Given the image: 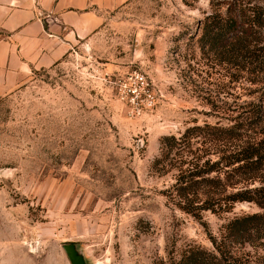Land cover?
Wrapping results in <instances>:
<instances>
[{"label":"rangeland","instance_id":"1","mask_svg":"<svg viewBox=\"0 0 264 264\" xmlns=\"http://www.w3.org/2000/svg\"><path fill=\"white\" fill-rule=\"evenodd\" d=\"M224 1L133 0L91 46L0 100V264H70L65 244L87 264H168L187 246L212 250L209 235L260 212L239 203L194 219L161 195L170 178L150 172L162 137L264 105V86L252 84L261 77L201 58L200 25ZM132 70L157 99L136 116L113 84ZM236 253L264 264V241Z\"/></svg>","mask_w":264,"mask_h":264},{"label":"trees","instance_id":"2","mask_svg":"<svg viewBox=\"0 0 264 264\" xmlns=\"http://www.w3.org/2000/svg\"><path fill=\"white\" fill-rule=\"evenodd\" d=\"M211 9L199 29L201 58L261 77L252 84L264 86V4L225 0ZM150 172L170 178L161 195L167 205L194 219L207 212L231 213L239 203L260 209L227 221L217 238L209 235L212 250L187 246L168 264H252L236 248L264 241L263 104L248 105L227 125L204 123L178 137H162Z\"/></svg>","mask_w":264,"mask_h":264},{"label":"crops","instance_id":"3","mask_svg":"<svg viewBox=\"0 0 264 264\" xmlns=\"http://www.w3.org/2000/svg\"><path fill=\"white\" fill-rule=\"evenodd\" d=\"M133 0H0V100L33 71L91 46L105 23Z\"/></svg>","mask_w":264,"mask_h":264},{"label":"built area","instance_id":"4","mask_svg":"<svg viewBox=\"0 0 264 264\" xmlns=\"http://www.w3.org/2000/svg\"><path fill=\"white\" fill-rule=\"evenodd\" d=\"M116 98L131 115L152 111L156 104L155 89L147 76L140 70L127 72L114 83Z\"/></svg>","mask_w":264,"mask_h":264},{"label":"water","instance_id":"5","mask_svg":"<svg viewBox=\"0 0 264 264\" xmlns=\"http://www.w3.org/2000/svg\"><path fill=\"white\" fill-rule=\"evenodd\" d=\"M62 249L70 264H87L85 258L78 252L74 244H65Z\"/></svg>","mask_w":264,"mask_h":264}]
</instances>
